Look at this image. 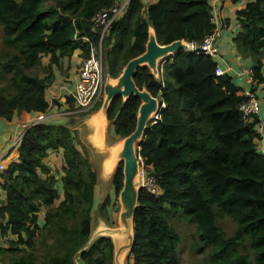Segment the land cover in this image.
<instances>
[{"label":"trees","instance_id":"1","mask_svg":"<svg viewBox=\"0 0 264 264\" xmlns=\"http://www.w3.org/2000/svg\"><path fill=\"white\" fill-rule=\"evenodd\" d=\"M115 1L0 0L1 41L9 52L0 57V118L10 122L22 112L34 117L15 143L16 160L0 172V264H114L109 238L87 245L93 218L110 222L107 209L112 208L109 198L94 202L97 175L86 152L67 126L35 120L51 113L44 94L52 66L76 50L86 58L100 34L91 19ZM235 19L232 43L241 58L251 61L254 92L264 86V0H249ZM149 27L159 45L178 40L197 45L215 29L209 0L146 5L129 0L103 37L107 74L117 77L144 52ZM216 68L211 56L180 50L160 61L158 78L146 67L135 73L137 88L159 99L160 108L137 148L143 175L154 178L157 195L142 189L138 194L129 264H180L181 239L172 224L180 216L194 225L196 247L209 250V264H264V155L256 147L264 119L258 114L242 118L241 88L228 75L216 76ZM65 99L67 110H73V99ZM139 105L133 96L110 104L113 137L121 140L133 132ZM99 107L98 101L83 115ZM60 150L63 199L54 206L56 180L45 159ZM122 180L120 163L111 178L115 206ZM224 219L234 223L231 235L220 227Z\"/></svg>","mask_w":264,"mask_h":264},{"label":"crops","instance_id":"2","mask_svg":"<svg viewBox=\"0 0 264 264\" xmlns=\"http://www.w3.org/2000/svg\"><path fill=\"white\" fill-rule=\"evenodd\" d=\"M119 1L122 2V0ZM141 1L146 5L151 2H155L156 0ZM248 1L249 0H238L237 2H234L233 0H209L212 21L215 26L218 27V37L214 41L216 55L213 59L216 61L217 67H219L224 73L223 75L231 77L233 83L241 88L242 91L239 93L240 95L251 88L249 71H251L252 64L250 60L241 58V56L236 52L232 43V38L238 32L235 12L238 9L243 8ZM82 59L80 51L76 50L70 58L60 57L57 67L52 66V82L49 84L44 94L46 101L50 105L51 113L50 115L45 116L44 122L51 121L53 124L64 125L73 131L77 147L86 152L88 160L97 175V184L94 189L95 204L97 203L99 205L105 198H109L110 207L112 208V211H114V189L111 178L115 172V167L113 169L109 168L108 162L112 155L111 148H113L117 140L110 141L109 137L111 133L109 132V126L106 128V136L103 140L104 143L100 145L94 142L93 136L95 126L92 122L91 116L96 111L93 113L91 112L89 114V118H87L88 115L83 114L67 118L59 116V113L67 110V107L65 106V98L71 97L74 91ZM41 63L43 67H47L49 63L48 57H44L41 60ZM242 69L247 70V72L242 73ZM40 76L43 77V73L40 74ZM254 93L259 104L258 118L264 119V86H255ZM54 101L56 103H54ZM33 118V115L25 112L15 115L10 122L0 118V163L4 168L16 160V140L22 135V128L26 126L28 122H31ZM256 147L257 150L264 155V136H261L260 139L256 141ZM90 153L92 155L91 159H89ZM45 163L51 169L53 167L55 168L58 163L63 164L61 150L49 153L48 157L45 159ZM1 194L4 199V193L1 192ZM117 211L116 216L112 214V217H109L110 222L104 221L101 217H98L96 226L101 223L105 226L112 228L115 227L117 221ZM95 220L96 219L93 218L91 223L92 228H94L93 223ZM2 241L3 240L0 239V243Z\"/></svg>","mask_w":264,"mask_h":264},{"label":"water","instance_id":"3","mask_svg":"<svg viewBox=\"0 0 264 264\" xmlns=\"http://www.w3.org/2000/svg\"><path fill=\"white\" fill-rule=\"evenodd\" d=\"M180 50H189V43L178 40L167 45H159L153 28L149 27L148 38L141 55L130 59L115 78L107 74L105 68L100 107L91 116L95 126L93 136L96 144L102 145L104 143L106 128L109 126L107 111L115 99H121L124 103L133 96L140 101L136 113L135 129L127 137L115 143L111 148L112 155L108 162L109 168L115 167V170L122 163L123 180L122 188L116 199L118 205L116 226L112 228L99 223L98 226L92 228L87 243L89 245L98 237L109 238L113 245L114 264H125V259L133 246V216L137 208L138 194L141 190V184L138 180L141 175V168L137 148L147 124L155 119L160 108V100L152 97L145 88H137L133 78L137 69L142 67H146L152 76L158 78L160 61L172 57ZM97 218L98 216L96 220Z\"/></svg>","mask_w":264,"mask_h":264},{"label":"built area","instance_id":"4","mask_svg":"<svg viewBox=\"0 0 264 264\" xmlns=\"http://www.w3.org/2000/svg\"><path fill=\"white\" fill-rule=\"evenodd\" d=\"M127 0L124 4L119 3L118 0L108 9L96 14L91 22L94 27L100 29V34L96 44H89V51L86 58L81 60L80 68L78 70V80L75 84L74 91L71 95L75 108L73 110H67L59 113V116H70L76 114L88 113L92 108L100 101L103 95V85L105 81V63H104V49H103V37L106 35L110 26L118 18L119 15L124 13L126 9ZM213 23V21H212ZM214 24V23H213ZM215 26V24H214ZM218 37V27L207 36H205L200 44H189V51H198L214 58L216 50L214 48V41ZM85 42H89L88 39H83ZM247 70L242 69V73H246ZM251 71H249L251 79ZM216 76H221L224 73L217 67L215 70ZM245 97L244 102L239 106V111L242 114L244 120L252 118L259 112V104L255 93L251 90L243 93ZM44 115H39L36 122L43 121ZM261 130V136H264V120L259 122ZM3 168L0 166V171ZM143 173V171H141ZM141 187L153 196L157 195V186L154 178L146 177L142 174Z\"/></svg>","mask_w":264,"mask_h":264},{"label":"rangeland","instance_id":"5","mask_svg":"<svg viewBox=\"0 0 264 264\" xmlns=\"http://www.w3.org/2000/svg\"><path fill=\"white\" fill-rule=\"evenodd\" d=\"M118 2L124 4L126 1L122 0V2H121L118 0ZM152 3H155V2H151L150 4H152ZM8 53H9L8 49H6L2 44L1 35H0V57L2 54L4 56H7ZM5 59L6 58H4V60ZM54 66L57 67L56 65H54ZM30 73L32 74L33 71ZM101 100H102V98L100 99V102H101ZM93 112L94 111H92V113ZM48 115H50V113H48ZM87 118H89V117L87 116ZM109 139H110V141H116L117 140V142H119V140H120V139L113 137L112 135H110ZM89 156H90L89 159H91L92 158L91 153L89 154ZM2 168L4 169L3 166H2ZM62 172H63V164L62 163H60V164L58 163V164H56L55 168L54 167L52 168L51 175L56 180L55 190L57 192V197L55 199L54 206H57L63 199V189H62V184H61V180H60L61 176H62ZM140 174L141 175L138 178V180H139V184H142V174L143 173L141 172ZM0 183H1V180H0ZM1 192L2 191L0 189V203L3 200V195L1 194ZM116 211H117V205L115 206L114 211L109 210V208H108L107 209L108 217L111 218L112 214L116 216ZM104 215H106V214H104ZM96 217H95V219H96ZM43 218H44V212H43V208H41V210L38 214V224L39 225H42ZM96 223H97V220L94 221L93 225L96 226ZM172 224H173V227L175 228V230H177V232L180 236V239H181L180 244H179L180 264H209L207 262V259H206V256L209 253V250H200L198 247H196L195 227L192 223H190L188 221V217L187 216H180L178 218H175L173 220ZM220 227L222 228V230L227 235H231L234 231V223L228 219H224V220L220 221ZM1 243H3V242H1ZM125 264H129L128 256L125 259ZM130 264H131V261H130Z\"/></svg>","mask_w":264,"mask_h":264},{"label":"clouds","instance_id":"6","mask_svg":"<svg viewBox=\"0 0 264 264\" xmlns=\"http://www.w3.org/2000/svg\"><path fill=\"white\" fill-rule=\"evenodd\" d=\"M103 96V95H102ZM72 98V97H71ZM100 102V101H99ZM89 113V112H88ZM65 117V116H64ZM156 118V117H155ZM20 138V137H19ZM17 142V141H16ZM139 163H140V161H139ZM0 166H1V164H0ZM141 168V167H140ZM142 170V169H141ZM1 172V171H0ZM156 183V182H155ZM141 189L142 190H144L142 187H141ZM145 191V190H144ZM146 192V191H145ZM147 193V192H146ZM148 194V193H147ZM149 195H151V194H149ZM153 196V195H152Z\"/></svg>","mask_w":264,"mask_h":264}]
</instances>
